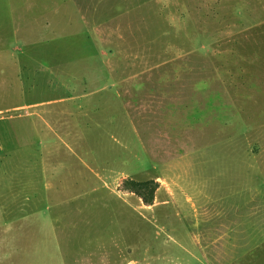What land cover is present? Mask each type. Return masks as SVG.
<instances>
[{"label": "rangeland", "instance_id": "1", "mask_svg": "<svg viewBox=\"0 0 264 264\" xmlns=\"http://www.w3.org/2000/svg\"><path fill=\"white\" fill-rule=\"evenodd\" d=\"M20 1L0 0V264H264V0ZM21 204L40 248L7 232Z\"/></svg>", "mask_w": 264, "mask_h": 264}, {"label": "crops", "instance_id": "2", "mask_svg": "<svg viewBox=\"0 0 264 264\" xmlns=\"http://www.w3.org/2000/svg\"><path fill=\"white\" fill-rule=\"evenodd\" d=\"M46 3H49L48 0H32V1H28V2H21L20 1V6H27V8L22 9V13L24 15L26 14H30L33 12L32 7L37 8V11L35 12L36 15H42L44 14L47 9L45 8L47 5ZM66 3V5H72V6H80L82 3L80 2V0H52L49 4L50 6H56V5H64ZM13 5H10V9L9 12L11 10V7ZM6 13V11H5ZM15 13H19V11L17 10H13L12 13L9 14H15ZM1 141V139H0ZM0 146H1V142H0ZM1 148V147H0ZM1 151V149H0ZM18 207L21 208H14L10 209L9 212H13L15 211L16 213H21L23 216V218H19L17 219L18 221H13L9 224V228L8 231L9 233H11V239L13 241H21L23 242V244L26 245V247H30V246H38L40 248L41 244L44 245L45 244V237H46V229L45 227L41 226V223L39 221H35L33 219L32 222L28 221L26 217V215L28 213H31L29 211H27L26 209L22 208V207H27L24 204L19 205ZM8 207H0V212L1 213H6ZM50 210V209H49ZM39 213H37V211L32 212L30 215H27L28 217H30L31 215H37ZM35 218V217H34ZM56 223H57V219H54L53 222H50L53 230L55 231L56 228ZM45 226V225H44ZM9 233L7 234V236L9 235ZM55 238H56V232H55ZM58 238V236H57Z\"/></svg>", "mask_w": 264, "mask_h": 264}, {"label": "trees", "instance_id": "3", "mask_svg": "<svg viewBox=\"0 0 264 264\" xmlns=\"http://www.w3.org/2000/svg\"><path fill=\"white\" fill-rule=\"evenodd\" d=\"M139 187H131L130 191L131 192H136L146 204H151L153 199H154V192H155V187L150 188L149 184L147 182H141L137 184ZM143 190H149V194L143 193Z\"/></svg>", "mask_w": 264, "mask_h": 264}]
</instances>
